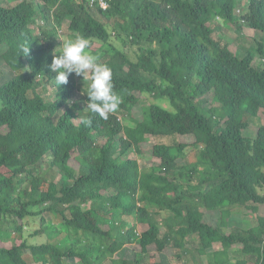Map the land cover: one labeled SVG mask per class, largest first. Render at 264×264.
<instances>
[{
  "label": "trees",
  "instance_id": "1",
  "mask_svg": "<svg viewBox=\"0 0 264 264\" xmlns=\"http://www.w3.org/2000/svg\"><path fill=\"white\" fill-rule=\"evenodd\" d=\"M12 1L0 0V264H264V0ZM219 20L253 30L249 47L214 37ZM77 33L122 97L90 127L86 83L57 86L48 67ZM240 207L254 226L233 225ZM31 217L46 241L29 243Z\"/></svg>",
  "mask_w": 264,
  "mask_h": 264
},
{
  "label": "clouds",
  "instance_id": "2",
  "mask_svg": "<svg viewBox=\"0 0 264 264\" xmlns=\"http://www.w3.org/2000/svg\"><path fill=\"white\" fill-rule=\"evenodd\" d=\"M61 41L53 50L54 54L48 65L51 72L55 73L53 78L56 85L67 84L71 74L81 77L83 83H86L83 93L87 97L84 108L87 113L79 117L80 124L90 127L94 116L108 119L122 103V97L114 91L111 68L88 50L90 40L82 34L77 33ZM22 52L28 54L29 48H22Z\"/></svg>",
  "mask_w": 264,
  "mask_h": 264
},
{
  "label": "rangeland",
  "instance_id": "3",
  "mask_svg": "<svg viewBox=\"0 0 264 264\" xmlns=\"http://www.w3.org/2000/svg\"><path fill=\"white\" fill-rule=\"evenodd\" d=\"M12 2H14V0ZM244 3H245V1H244ZM238 9H236V11H235L236 16H239V14L241 13V11L238 12ZM64 27H66V25ZM65 31H66L65 28L61 29L60 34L64 36L66 34ZM215 33L216 34H214V37H217V34H220L222 41L223 42H229V44H230L229 47L232 49V51L236 50V52H242L247 47H249V45L251 44V38L254 36V31L247 28V27H241V29H238L235 25H232L229 22L224 23L220 20H219L218 27H217V30ZM63 39H65V37H63L61 40H63ZM92 47H90V50L95 55L94 51L97 52L99 45L96 44V45H93ZM79 78L82 81V78L81 77H79ZM77 95H78V93H77ZM77 95H75V97ZM50 97L52 99H54L53 94H51ZM211 97H212L211 95H208V98L210 100H211ZM145 99H146V97L142 98V100H145ZM250 129L253 130V128H250ZM251 130H248L246 133L248 135H250L252 133ZM255 130H253V131H255ZM237 212H240V213H236L231 218V220L233 221L232 222L233 225L235 223H240V224H242L243 227L248 228V227L254 226L256 224L257 219H256V215L254 213L250 212L249 210L248 211L245 210V208H243L241 210V207L237 208ZM162 216H163V213L158 216V220H160V218ZM217 216H218V212H215V211L206 212V218H208L209 222H215ZM39 222L40 221H39L38 217H31V218L27 219V222H26L27 226L25 228V230H26L25 236L28 239L29 243L35 244V243H41V242L46 241V238H47L46 235H39V236H34V237L30 236V234L34 230H37L40 228ZM57 226L60 227L61 224L58 223ZM162 230H164L163 227H162ZM81 242H82V245H89L91 243H96L97 240L93 235L87 234V236H82ZM108 243H109V241H108ZM187 244H188V246H190L189 249H191L195 253L194 248L196 246H198V242L196 240H192L191 238H188ZM1 245L9 246L10 243L9 242H6V243L1 242ZM214 248L215 249L220 248L219 244L218 243L214 244ZM191 255L192 254H187L185 257V260H187V262H189L190 264H198V261H195L193 258H191L192 257ZM236 255H238V254H236ZM169 258H170L171 264H181L182 263V260L177 259L173 255H170ZM198 259H199V261L204 263V262L209 261V256L208 255L199 256ZM231 260H232V264H234L235 258L232 257ZM75 262H76V264H81V262H79L78 260H76ZM103 264H111V262L109 260H106Z\"/></svg>",
  "mask_w": 264,
  "mask_h": 264
},
{
  "label": "built area",
  "instance_id": "4",
  "mask_svg": "<svg viewBox=\"0 0 264 264\" xmlns=\"http://www.w3.org/2000/svg\"><path fill=\"white\" fill-rule=\"evenodd\" d=\"M98 3H99L98 5L103 9H105L108 6L105 0H98Z\"/></svg>",
  "mask_w": 264,
  "mask_h": 264
}]
</instances>
